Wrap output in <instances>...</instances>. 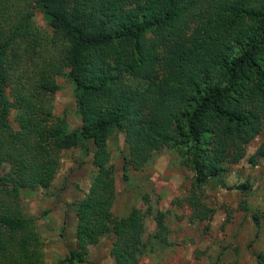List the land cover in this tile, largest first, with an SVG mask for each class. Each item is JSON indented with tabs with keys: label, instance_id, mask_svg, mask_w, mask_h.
Wrapping results in <instances>:
<instances>
[{
	"label": "trees",
	"instance_id": "16d2710c",
	"mask_svg": "<svg viewBox=\"0 0 264 264\" xmlns=\"http://www.w3.org/2000/svg\"><path fill=\"white\" fill-rule=\"evenodd\" d=\"M22 3L52 34L35 27ZM60 77L75 85L76 131L55 118ZM262 130L264 0H0V163L15 171L0 178V264H47L22 195L52 187L72 141L93 143L97 172L73 204L76 246L64 260L88 263L90 247L113 237L114 264H138L145 220L138 209L122 222L115 215L114 132L125 135L126 180L166 148L181 155L197 186L226 187L224 165L240 163ZM256 157L264 158V143L251 163ZM185 202L207 219L204 204L176 200ZM156 222L155 237L168 244L165 214Z\"/></svg>",
	"mask_w": 264,
	"mask_h": 264
},
{
	"label": "rangeland",
	"instance_id": "374dc122",
	"mask_svg": "<svg viewBox=\"0 0 264 264\" xmlns=\"http://www.w3.org/2000/svg\"><path fill=\"white\" fill-rule=\"evenodd\" d=\"M21 8L33 14V8ZM35 27L52 34L47 21L39 13L32 16ZM60 90L54 100V114L67 123L69 131L82 127L75 97V85L67 78L57 79ZM10 122L17 129L15 114ZM264 143V130L250 143L245 158L237 164H225L222 179L197 186L193 172L182 165L181 155L166 148L154 152L152 161L140 171L124 177V155L127 153L125 135L114 132L109 139L110 165L114 167L117 198L114 212L122 222L133 209L145 220V250L138 264H264V158L252 157ZM89 150V152H87ZM95 147L92 142L72 141L62 154V165L52 187L47 190L26 191L22 195L25 216L38 219V230L47 246V264H69L64 259L75 248L72 219L75 204L89 192L97 172L93 163ZM15 174L12 166L0 163V178L9 181ZM249 185L247 193L237 188ZM190 198L207 207L208 217H194L188 203L176 200ZM165 214L168 244L156 237V217ZM259 219V224L255 218ZM113 237H105L90 247L88 263L114 264ZM59 244L57 250L50 247ZM261 258V259H260Z\"/></svg>",
	"mask_w": 264,
	"mask_h": 264
},
{
	"label": "crops",
	"instance_id": "0c3cea01",
	"mask_svg": "<svg viewBox=\"0 0 264 264\" xmlns=\"http://www.w3.org/2000/svg\"><path fill=\"white\" fill-rule=\"evenodd\" d=\"M76 225H77V216H76V218L74 217V218L72 219V228H74L73 231H75ZM75 241H76V240H75V238H74V240H73V242H74V246H75ZM58 245H59V244L56 243L55 245L51 246L50 248H51V249H54V250H57Z\"/></svg>",
	"mask_w": 264,
	"mask_h": 264
}]
</instances>
